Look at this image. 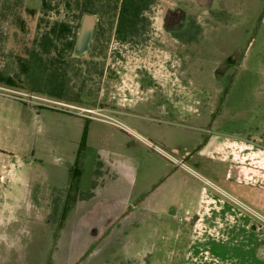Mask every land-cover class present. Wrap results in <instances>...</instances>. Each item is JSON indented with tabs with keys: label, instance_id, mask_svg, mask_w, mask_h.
<instances>
[{
	"label": "crops",
	"instance_id": "crops-1",
	"mask_svg": "<svg viewBox=\"0 0 264 264\" xmlns=\"http://www.w3.org/2000/svg\"><path fill=\"white\" fill-rule=\"evenodd\" d=\"M148 66V76L131 84L121 79L115 85L118 93L110 100L114 99L112 106L102 107L124 128L40 107L71 117L68 132L76 135L72 157L52 162L51 177L40 170L34 179V194L28 186L27 163H16L12 154L0 149V162L9 163L0 167V246L5 249L0 247L1 256L24 240L29 234L22 233L27 225L38 229L40 240H55L58 227L49 226L48 219L56 205L54 200L60 199L68 203L62 219L75 213L73 229H82L75 247L85 246L87 240L101 247L88 264H154L156 252L168 257L165 264L179 258L186 264H264V224L164 155L178 149L179 156H188L196 165L200 164L196 159L201 160L200 132L186 127L180 113L171 117V111L180 110L176 105L183 104L188 94L186 64L152 61ZM127 94L129 98H124ZM47 110H40L37 116L48 119ZM50 129L54 135L59 133L52 123ZM84 134L85 147L74 173ZM178 135L180 143L175 142ZM239 143L214 141L215 150L241 153L243 162L224 169L205 166L216 176V182L189 168L264 216L262 139L253 137ZM90 152L96 156L91 162ZM59 174L64 175L63 181L56 183ZM172 211L183 215L179 224L172 225ZM93 222L96 224L90 227ZM71 234L65 236L64 244H55L53 252L60 262L71 256L67 248L72 243ZM175 247L184 249L175 251Z\"/></svg>",
	"mask_w": 264,
	"mask_h": 264
},
{
	"label": "rangeland",
	"instance_id": "rangeland-1",
	"mask_svg": "<svg viewBox=\"0 0 264 264\" xmlns=\"http://www.w3.org/2000/svg\"><path fill=\"white\" fill-rule=\"evenodd\" d=\"M48 1L50 7L44 8V0H0V68L17 79L16 86L0 85L65 103H71L76 98L75 92H79L80 99L87 102L81 104L82 107L98 109L112 106L114 99L110 100L118 93L115 85L121 79L131 84L132 80L148 76V63H185L188 73L185 106L176 105L180 110L171 111V117H178L180 113L186 127L200 132L201 160L196 159L200 164L189 161L188 156H179L178 149L165 152L216 182V176L205 166L224 169L227 165L243 162L241 153L233 155L224 148L215 150L214 141L239 145V142L257 137L264 145V0H156L149 13L151 26L145 40L138 44H123L112 34L107 42L108 70L101 80L96 76L86 85L83 81L90 80L87 72L92 56L74 58L69 53H46L39 44L43 34L59 23L69 24L78 36L83 20L73 5L68 8V0ZM94 61H100V58ZM125 97L129 98L128 94ZM44 104L51 105L49 102ZM30 106L0 90V149L12 154L16 163L18 160L22 161V166L27 163L26 170L29 166L31 179L28 186L32 188L30 194H34V179L41 174L40 170L44 175L52 173L49 166L52 162L72 157L76 134L68 132L69 124L73 122L68 115ZM40 110H47L49 118L38 117ZM51 123L58 128L57 135L52 134ZM177 137L175 142L180 143L182 139ZM94 158L95 153L90 152L89 162ZM4 164L9 165L0 162V167ZM63 176L59 174L58 182L54 181L62 182ZM54 201L56 205L48 220L49 226L58 227L57 232H53L55 240H40L38 229L27 225V230L22 233L29 234L8 255L0 254V264H88L97 256L101 247L93 240H87L85 246L75 247L82 232L78 226L73 229L77 215L70 213L62 219L68 203L64 204L60 199ZM154 205L157 210L158 205ZM182 217L178 211H172V225L179 224ZM95 224L93 222L90 227ZM71 231L72 243L67 247L71 256L68 261L60 262L53 252L55 244H64L65 236ZM4 257L8 259L4 261ZM155 258L154 264L168 261L163 253L156 252ZM183 259L171 264H186Z\"/></svg>",
	"mask_w": 264,
	"mask_h": 264
},
{
	"label": "trees",
	"instance_id": "trees-1",
	"mask_svg": "<svg viewBox=\"0 0 264 264\" xmlns=\"http://www.w3.org/2000/svg\"><path fill=\"white\" fill-rule=\"evenodd\" d=\"M156 0H68V8L71 5L79 12L81 16L94 14L98 16V24L95 31L94 39L89 56L91 57L88 64V77L90 80H84V85L88 84L94 77L100 79L104 76L106 58L108 54L107 42L113 34L117 41L123 44H138L145 40L151 26L149 13ZM43 7H50L48 0H44ZM22 22L20 21V25ZM178 37V36H177ZM77 41V32H74L69 24L59 23L50 28L43 34L39 44L46 53L58 52L59 55L67 53L74 55V49ZM62 47L61 50L59 47ZM100 58V61H94ZM92 60V62H91ZM4 61V60H2ZM94 61V62H93ZM5 68V67H4ZM0 83L16 86L17 79L13 77L6 69L0 68ZM90 88L86 90L89 91ZM85 87L82 88V91ZM76 98L71 102L84 104L85 99H80V93L75 92ZM87 94V92H86ZM86 135L82 139L78 157L76 160V173L81 160V152L85 147ZM75 177V174H74Z\"/></svg>",
	"mask_w": 264,
	"mask_h": 264
},
{
	"label": "built area",
	"instance_id": "built-area-1",
	"mask_svg": "<svg viewBox=\"0 0 264 264\" xmlns=\"http://www.w3.org/2000/svg\"><path fill=\"white\" fill-rule=\"evenodd\" d=\"M0 90L11 93L12 98L20 100L26 104L31 105V106L49 107V108H52V109H55V110H58L61 112L79 115V116H82V117L88 118V119L102 120V121L108 122V123H110L116 127L124 128L123 124L120 121H118L116 118H114L113 116L108 114L102 107L98 108V109L84 108L81 106L72 105L70 103H65V102H61V101H57V100H47L45 98L37 97L31 93L21 92V91H17L14 89L6 88L3 85H0ZM15 95H19L22 97H17ZM45 102H49L51 105L44 104ZM164 155L168 159H170V161H172V163H174L175 165H177V166H179V167H181L187 171L192 172L200 180H202L206 186H209V187L215 189L220 194L226 196L235 206H237L238 208H240L244 212L252 215L256 220H258L260 223L264 224V216L262 214H260V212H258L254 208H252L250 205H248L246 202H243L242 200L230 195L226 191L214 186L210 181H208L203 176H201V175L197 174L196 172H194L193 170H191L184 162L180 161L176 157H174L170 154H167L165 152H164Z\"/></svg>",
	"mask_w": 264,
	"mask_h": 264
},
{
	"label": "water",
	"instance_id": "water-1",
	"mask_svg": "<svg viewBox=\"0 0 264 264\" xmlns=\"http://www.w3.org/2000/svg\"><path fill=\"white\" fill-rule=\"evenodd\" d=\"M97 22L98 18L94 14H86L83 17L74 49V55L76 57L89 55Z\"/></svg>",
	"mask_w": 264,
	"mask_h": 264
},
{
	"label": "flooded vegetation",
	"instance_id": "flooded-vegetation-1",
	"mask_svg": "<svg viewBox=\"0 0 264 264\" xmlns=\"http://www.w3.org/2000/svg\"><path fill=\"white\" fill-rule=\"evenodd\" d=\"M90 51H91V49H90ZM90 54V53H89ZM108 70V64L107 65H105V72ZM119 74H120V72H119Z\"/></svg>",
	"mask_w": 264,
	"mask_h": 264
}]
</instances>
